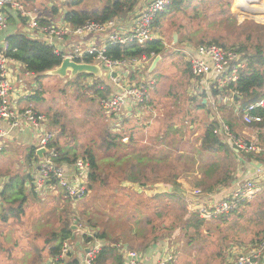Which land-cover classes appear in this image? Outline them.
<instances>
[{
	"label": "rangeland",
	"instance_id": "374dc122",
	"mask_svg": "<svg viewBox=\"0 0 264 264\" xmlns=\"http://www.w3.org/2000/svg\"><path fill=\"white\" fill-rule=\"evenodd\" d=\"M151 1L152 0H142L138 6L148 5ZM208 1L209 0H207V2ZM252 1L254 0H233L230 7V13L235 19L234 24L227 25L226 23H222L220 26L218 21H221V19L225 17V13L220 11L213 12L214 19L210 22L211 25H208L207 22H201L200 26L203 28L200 33L193 37L194 41H189V38L187 37L188 33L186 34V28L190 29L194 26L196 29L198 27L197 24L200 23L199 21L195 22V24H191L186 17L181 14H170L166 18L159 20V25L154 28L155 33L158 37L164 40L166 44V53L163 55L164 57H161L162 62L159 63L155 71H151L153 73L148 71L149 68H145L140 72L137 70H124L122 72L125 74L121 76L122 81L127 83L137 84L140 83L139 81L141 80L149 81L150 79L155 81L154 90L147 93L145 99L150 98L151 95L162 99L156 107L157 115L154 113L157 117L150 115L148 112H145L140 116L143 120L153 118V124L155 121H157V123H155L150 130L147 131L146 138L140 133H138L140 136L134 134L138 139L140 138L139 142L133 146L138 153H141L144 148L151 149L149 151V155L160 152L162 149L168 151L169 148L165 147H173L171 144V142H173L172 139L175 142L174 146L179 147L180 153H185L183 156L185 159L188 158L189 155H193L191 151L198 150L202 141L201 139L204 129L209 122H214L212 118L213 116L215 117V108L212 103L213 101L209 102L208 99L206 100V102H208L206 103L208 106V112H205V110H202L201 112L197 110L199 105L203 103L201 97V80L199 78H194L190 74L188 69V57L185 54V51L195 50L199 46L210 44V42L215 39L224 44L228 50L233 49L241 51V53L245 54L246 57H249V54L252 53L256 47L264 46V20H260L252 16L242 18L238 13L239 2H241V7L244 9L249 6V3ZM71 3L72 1L68 0H37L29 4H24L26 5V8L33 12L34 16H36L40 21L43 17L49 16L46 13L51 12L49 5H52L53 8L57 7L59 10L63 11L62 13L59 12L54 14L53 18H62L64 12H67L70 8L69 5ZM255 3H262V5H264V0H255ZM104 4L105 0H84L79 5V8L86 10L101 8ZM129 14L122 16L126 22L130 21ZM215 23L216 25H214ZM25 24L26 21L15 13L13 15L8 14V29L5 32L0 33V43L6 39L11 32H23L24 29L22 30V28ZM180 26L184 27L183 29L185 30H182V32H185V34L182 33L180 37L178 36V42L175 44L173 35L175 33L178 34ZM202 38L205 40L204 43L199 42ZM101 70L102 76L98 77L93 75L71 77L69 74L67 77L62 78L48 72L47 74L49 75L40 79L44 101L32 106L36 111L46 116L49 125L51 121L50 119L55 115V113L61 115L60 124L66 127V141L70 144L78 145L79 148H82V146H85L92 140H95L97 135L101 132L102 127H112L113 132H118L115 127L114 120L112 118H106L101 109V102L113 94V86L115 85L110 78L106 77V70L103 68H101ZM150 74H152V78L150 77ZM148 76L149 78H147ZM225 98H227L226 101L230 100V103H235L233 102L234 99L232 98V95H228V97ZM147 105L148 103L145 106ZM135 107L137 108L138 105H135ZM186 109L187 113H184ZM171 112L176 113L175 122L178 125V129H180V135H168L166 143H164L166 146L154 144L156 137L162 131L166 132L167 125L165 121L169 120L168 114ZM219 122H221V120L216 123L218 124ZM191 124H193L194 133L192 132L193 130H191L193 128L190 129V127H192ZM125 132H129V130ZM135 133L137 132L135 131ZM150 133L152 136H155V139L149 136ZM219 138L227 147V144H225L227 140L222 136H219ZM127 141L128 140H126V142ZM215 154L216 155L211 154L212 156L206 157V159L208 162H212L214 157L219 156L218 160H220L219 165L221 172L225 170V166H230L232 164L230 157L226 155L225 151ZM177 156L178 155L173 156V160L175 161L174 165L176 170H180L183 169L184 164L183 162L177 161ZM162 173L163 175L161 176L166 175L164 174L165 172ZM155 175H157L156 172L151 173L150 178H153ZM192 175L194 174L184 173L180 175V178L188 179V177H191ZM189 179L194 182V179ZM141 183L142 182L131 183L129 181H125L122 183V187H125L134 193L144 194L151 198L155 195L167 193L171 186L166 183H159V186L157 184H149L144 187ZM116 191L117 193L115 196L111 197L116 198L117 201L116 203L113 202L112 205H118V207L121 208V204L124 200L117 198L119 192L118 190ZM41 193L42 194L35 192L39 200L34 203L32 200L30 201L26 217L22 220L23 222L12 221L10 224L11 228L4 227L2 228L4 233H0L1 236L5 235V248L14 251V255H17L20 258V261H17L15 264H19L22 260L32 257V254L35 255V245L41 248L43 246L47 248L45 240L53 231L57 230L53 228H55V225H60V216L71 219V224L74 226L73 229H76V235H78V237L82 235L83 232L88 236H92L94 233L90 227H85V222L81 219L80 211L86 206L88 197H93L96 194L94 195L93 192H88L87 197L79 200H73V203H70L67 199H65V195L60 189L45 190ZM101 193L106 195V191L104 190H101ZM107 196L110 197V195ZM184 200L186 201L185 197ZM60 201L63 202L60 204ZM130 201L131 202L129 203L134 204L137 200L132 197ZM111 202L108 203L104 201L103 198L101 201H95L96 207H98L102 213L106 212L104 216L96 214V218L109 225L108 228L111 229V237H115V233L118 232V230H121L123 233L122 235L127 237L130 225L134 226V220L137 221L139 218L143 221L148 218L153 219L156 227H161L163 225L162 220L160 218L156 219L155 217V210L153 209L155 205L147 207L143 204L144 209H141L143 210L144 217L141 213L138 214L136 211H131L128 215H134V219L125 215L123 220H119L118 216L115 215V209L117 206H112ZM205 205H213V202L208 201ZM125 206H131L134 208L131 204H125ZM160 208L164 210L165 206L161 204ZM189 208L191 210L188 209L187 206L188 211L193 213L191 211L198 209L199 206L190 205ZM238 210L216 221L213 220L211 222H205L201 231L193 234L194 236L192 238L187 235L185 236L180 230L172 232L171 234L167 233L166 235L164 232H161L158 235V237H160L158 244H169L171 246V254L174 258L176 257L175 264H233L238 255L249 251L252 248V245H254V242L257 241L258 237L264 234V232H262L264 229L263 221H252L251 210H246V215L241 218V213H244L245 211L239 212ZM65 211H68V216H66ZM90 211L94 212V208L91 207ZM111 218L115 220H111ZM41 219L49 222V228L44 230H28V228H26L31 225L35 228L34 225L40 223ZM165 224L168 226L171 222L167 220ZM87 232H90L91 234H87ZM147 235L149 238L148 229ZM32 242L35 244L32 245ZM83 242L84 241H81L82 248H87L85 251L89 252L92 249L91 244L86 246L83 245ZM98 242L103 243L104 241L98 240ZM16 243H20V247L13 249L12 245ZM72 243H70V241L68 242V254L71 253L72 255L78 257L77 254H79L78 252L80 251L74 248ZM146 244L147 239L144 241L142 238H138L135 241H131L130 244L123 243L119 245H124L130 250L138 252L142 257V263L143 255L145 254L143 248ZM126 247L122 248L116 246L118 253L117 256L120 255L119 257L121 258L122 264H125L123 253L124 250L127 249ZM73 252H75V254ZM118 258L111 257L110 264H116L118 262ZM8 263L9 259L7 258V255L4 251L2 253L0 251V264Z\"/></svg>",
	"mask_w": 264,
	"mask_h": 264
},
{
	"label": "trees",
	"instance_id": "16d2710c",
	"mask_svg": "<svg viewBox=\"0 0 264 264\" xmlns=\"http://www.w3.org/2000/svg\"><path fill=\"white\" fill-rule=\"evenodd\" d=\"M35 1L37 0H21L22 3L26 4ZM83 1L84 0L73 1L69 5L70 8L63 15L64 21L69 23L73 28L82 26L86 22L106 23L113 18L125 16L132 13L142 0H105L103 7L87 10L79 8V5ZM232 3L233 0H209L208 2L207 0H172L170 6L157 16L154 26L159 25V20L166 18L170 14H181L186 17L191 24H195L197 21L200 22L197 24L198 27L196 29L194 26L190 29L186 28V34L188 33L187 37L189 38V41H194L193 37L200 33L203 28L200 26L201 22H207L208 25H211L210 22L214 19L213 12L220 11L225 13V17L221 19V21H218L220 26L222 23H226L227 25L234 24L235 19L230 13ZM59 11L60 10L57 7H54L51 12L57 14ZM41 22L46 23L43 19ZM214 25H216V23ZM183 28V26H180L178 30L179 37L182 33L185 34V32H182V30H185ZM199 42L204 43L205 40L202 38ZM5 43L8 46L7 56L21 63L26 71L35 74L36 82L41 87V91H36L33 95L28 96L25 99L26 103L36 105L43 102L44 95L42 93L40 79L45 78L48 72L61 66L64 60L63 55L57 54L54 49L46 43L31 39L24 33L20 32L7 36ZM212 43L228 49L216 39L210 42V44ZM238 52L241 53V51ZM165 53V42L163 40H153L144 46H138L134 43H128L125 46L109 45L106 56L113 61H131L134 59H142L143 57L155 59L157 57H162ZM246 58L248 59L247 67L241 73L239 81L236 84L228 86L223 91L212 89L211 94L214 98L223 95H232L235 102L241 103L242 109L247 107L250 103L264 98V46L256 47L255 50L249 54V57L247 56ZM87 63H92V59H88ZM89 75L90 74H82L78 75V77ZM207 108V105L201 103L197 110H205V112H208ZM256 113L261 112L259 111ZM60 117L61 115L55 113L50 119V125L48 123L49 130L54 132L56 136L49 147L56 149L58 153L56 161L58 164L72 166L80 158L89 163L90 173L87 178L88 192H93L94 195H96L88 197L86 206L80 211L81 219L85 222V227H90L94 232L93 235L88 236L83 233L78 237V235H76L77 231H74V226L71 224V219L60 216V225H55V228H53L57 230L53 231L45 240L48 250L47 253L53 258H56L63 253L64 244L69 241L70 243L73 242L72 245L76 249L77 242L81 243V241H84L83 245L88 246L91 244V246H93L98 240L104 241V246L96 256L94 264H110L111 257L118 258L120 256H117L118 253L116 249V246L119 244H130L131 241H135L138 238H142L144 241L147 239V244L143 248L145 251L159 243L160 237H158V235L161 232H164L166 235L167 233L171 234L177 230H180L185 236L187 235L192 238L194 236L193 234L201 231V228L206 221L201 219L197 212L190 213L188 211L187 204L182 194L172 191L149 198L144 194L134 193L133 191L122 187V183L125 181L131 183L142 182L141 184L144 187L149 184L166 183L172 187H179L180 183L178 180L181 177L180 175L184 173H193L194 175H192L191 178L194 179L195 186L203 191L212 193L218 187L229 184L233 178L234 171L238 168L234 163L236 154L229 148V146L226 147L221 139L215 134V129L218 127V124L216 123L217 121L209 122L204 129L200 147L198 150L191 151L193 155H189V157L185 159L183 157L185 153H180L179 147L174 146L175 142L173 139V142H171L173 147L164 144L166 143L168 135L178 136L181 133L175 122L176 113L171 112L168 114L169 120L165 121L167 125L166 132L162 131L154 141V144H160V146L165 145L169 150L165 151V149H162L160 152H156L152 155H149V151L151 150L149 148H144L141 153H138L133 146L139 142V139L135 137L133 133L123 132L121 126L118 127V132H113L112 127H102L101 132L97 135L95 140H92L87 145L79 148L78 145L70 144L66 141V127L60 124ZM191 126L193 127V124H191ZM191 130H193L192 132L194 133V127ZM126 140L128 141L126 142ZM221 151H225L226 155L230 157V161H232L230 166H225L223 172L220 170L219 156L214 157L212 162H208L206 159V157L216 155L215 153ZM174 155H178L177 161L183 162V169H175V161L173 160ZM37 158V148L31 149L27 156L26 165H32L34 159L37 160ZM154 172H156L157 175L150 178V174ZM162 172H165L164 174L166 175L161 176L163 175ZM0 175L2 176L3 174L1 173ZM9 176V182L5 185L1 193L0 233H4L2 231V228L4 227L11 228L10 224L12 221H22L26 217L28 205L31 200L33 203L39 200L35 194L36 189L32 185L33 177H31V173L16 171L10 173ZM28 184L30 185V188L28 187ZM55 184L56 183L53 181L52 186ZM101 190L106 191V195H103ZM116 190L119 192L117 198L124 200L121 204V208L118 207V205H112L113 202L116 203L117 201L116 198L111 197L115 196L117 193ZM107 195H110V197ZM87 196L88 194L84 197ZM65 197L68 202L73 203V199L67 195H65ZM132 197L137 200V203H129L131 202L130 199ZM102 198L108 203L112 200L111 205L114 207L117 206L115 209V215L118 216L119 220H123L125 215L134 219V215H128L131 211H136L138 214L141 213L144 217L142 210L144 209L143 204L147 207L155 205L153 207L155 210V217L156 219L160 218L163 225L161 227H156L153 219L148 218L143 221L139 218L137 221L134 220V226L130 225L127 237L123 236L121 230L118 229V232L115 233V237H111V229L108 228L109 225L96 218V214L104 216L106 213H102L95 204V201H101ZM63 201H60L59 203L61 204ZM125 204H131L134 208L131 206H125ZM161 204L165 206L164 210L160 208ZM91 207L94 208V212L90 211ZM65 212L66 216H68V211ZM111 220L115 219L111 218ZM167 220L171 222L168 226L165 224ZM48 223L47 220L45 221L44 219H41L40 223L34 225L35 228L32 227V225L26 228H28V230H44L49 228ZM147 229L149 230V238L147 237ZM4 242L5 236L2 238L0 235V251H4L7 256L12 255L13 251L11 249H6ZM34 244L35 243L32 242V245ZM19 247L20 243L12 245L13 249ZM40 249L41 247L35 245L34 251L36 253L35 255L32 254V262H37L38 259H40ZM67 255H69V261L67 264H82L80 258L71 253H67ZM116 264H122L120 257Z\"/></svg>",
	"mask_w": 264,
	"mask_h": 264
},
{
	"label": "built area",
	"instance_id": "2783aa9c",
	"mask_svg": "<svg viewBox=\"0 0 264 264\" xmlns=\"http://www.w3.org/2000/svg\"><path fill=\"white\" fill-rule=\"evenodd\" d=\"M171 2L172 0H152L129 22H126L122 17H117L106 23L86 22L82 26L73 28L65 21L42 23L21 0H0V33L8 29V14L15 13L26 20L27 27L24 34L29 38L51 46L57 54L63 55V59H70L78 64L97 65L105 69L106 77L115 83L114 86L117 90L101 102V109L106 118L114 120L115 127L118 129L121 126L119 116L122 110L131 103L138 106L144 105L147 101L146 94L154 90L155 87V81L151 79L149 81L141 80L137 84L123 82L121 76L125 73L122 71L137 70L140 72L149 68L156 58L143 57L131 61H113L106 56L107 48L109 45L125 46L128 43L144 46L153 40H162L155 33L154 22L157 16L170 6ZM238 6L240 17L252 16L264 20V5L262 3H255L254 0L244 9L241 7V2L238 3ZM7 49L8 46L4 40L0 45V122H6L11 129L29 126L37 132L39 140L37 151L44 149L46 153L36 170L38 175L33 177L36 191L60 189L71 199L79 200L88 194L87 178L90 173V165L83 159H78L72 166L57 163L58 153L56 149L49 147L56 136L49 130L46 116L36 111L31 105L19 107L20 99H23L22 93L29 87L28 81H32L30 84L32 89L27 92V97L36 91H41L40 85L36 82V75L26 71L21 63L8 57ZM185 54L188 57L190 74L194 78L211 83V90L223 91L228 86L236 84L241 73L247 67L248 59L244 54L216 44H206L195 50H186ZM88 59H92V63H87ZM14 77H17V80L13 81ZM16 82L19 84V94L13 98L12 95L17 93L15 91ZM259 111L261 113H256ZM243 113L244 122L247 124L264 122V98L250 103ZM215 134L230 141L239 152L248 154L262 152L258 146L236 136L229 125L222 122L219 123ZM8 136V131L0 130V154L5 151ZM70 169L76 171L74 179L68 176ZM53 181L56 183L54 186H52ZM8 182V178L0 176V200L1 193ZM261 192H264V184L255 179H248L224 198L212 200L213 205L200 204L197 205L199 208L192 212H197L200 218L206 222L216 221L234 213ZM195 194L202 196L200 190L195 191ZM87 234L91 233L87 232ZM117 246L126 247L124 245ZM102 247V244H96L89 252L86 251L83 254L82 264H94ZM127 249L123 253L125 264H141V255L135 250ZM68 250L69 244L66 242L63 253L53 258L51 264H67ZM263 261L264 237L249 251L238 255L233 264H262ZM175 263L176 257L174 258L171 251L158 261V264Z\"/></svg>",
	"mask_w": 264,
	"mask_h": 264
},
{
	"label": "crops",
	"instance_id": "0c3cea01",
	"mask_svg": "<svg viewBox=\"0 0 264 264\" xmlns=\"http://www.w3.org/2000/svg\"><path fill=\"white\" fill-rule=\"evenodd\" d=\"M29 4V3H28ZM51 8V11L53 10L52 5H49ZM147 5H142V6H137L136 9L134 10L133 13H130V20H132L137 14H139L141 11L145 9ZM60 13L63 11L60 10ZM48 17H43V20L46 23H52V22H59L63 21V16L62 18H53V13L52 12H46ZM65 13V12H64ZM13 15V13H9ZM64 15V14H63ZM42 20V19H41ZM25 26L22 28V30L26 28ZM20 32V33H24ZM15 32H11L10 34H13ZM9 34V35H10ZM8 35V36H9ZM4 39V38H3ZM5 40V39H4ZM3 40V41H4ZM3 41L0 43V45L3 43ZM164 41V40H163ZM165 42V41H164ZM155 62V61H154ZM153 62V63H154ZM162 62V58L158 61L156 64V67L154 70H152L153 64L149 67L148 71L151 72L155 71L156 68L158 67L159 63ZM153 73V72H151ZM49 75V74H47ZM152 75V74H151ZM150 75V77H151ZM149 77V76H148ZM152 78V77H151ZM13 81L17 80V77L12 78ZM32 81H28L29 87L27 90L22 93V98L20 99L19 102V107L23 108L25 106H33L34 104H27L26 103V98H27V92L31 91V86L30 84ZM201 84V91H202V102L203 104L206 105V100L209 99L210 101H213L212 103L214 104V110H215V117L213 116V120H221L222 123L229 125L231 128L232 132L236 135L239 136L240 138L246 140L250 144H254L258 146L259 148L262 149V152L260 154L257 153H243L237 151V149L232 145L230 141H226L225 144L229 146V148L236 154V158L234 160L235 165L238 167L234 173H233V178L231 179L229 184L222 185L218 187L215 191L212 193L206 192L201 190L200 188H197L188 177V179H181L179 178L178 182L180 183L179 187H172L170 186L168 192L175 191L179 194H182L183 197L186 198V204L188 206H196L200 204H205L208 201H215L221 198H224L228 193L234 191L239 184L242 182L248 180V179H255L258 180V182L264 184V123L258 124V123H253V124H247L244 122V113L243 111L245 110L242 109L241 103L240 102H235V103H230L226 101L228 95H223L219 97H215L211 94L210 92V85L211 83L209 82H204L203 80L200 81ZM116 87L113 86V91L116 92ZM15 91L17 93L13 94L12 97L15 98L19 93V84L16 82L15 85ZM206 94V95H205ZM21 95V93H20ZM159 97L156 98L154 95L150 96V98L147 99L146 103L144 105H139L137 108L133 103L130 105L126 106L122 112L121 115L119 116L120 122H121V129L123 132L128 131L127 133H133L135 135H138V133L142 134L146 138V133L150 128L157 123V121L154 122L153 124V118H148L146 120H143L140 118L141 115H143L145 112L150 113V115L156 116V107L158 103L161 101ZM148 103L147 106H145ZM201 112V111H200ZM156 115H155V114ZM184 113H187V109L184 111ZM148 115V116H150ZM198 115V114H197ZM147 117V116H146ZM157 117V116H156ZM220 123V122H219ZM218 123V125H219ZM193 128V127H191ZM0 130L8 131L9 136L7 137L6 140V148L5 151L0 154V172L3 174L4 178L10 179L9 174L16 172V171H21L23 173H31V177H35L38 175L37 173V168L39 167L41 163V159L37 158V160L34 159L32 165H26V160L27 156L30 152L31 149L38 148V134L37 132L32 129L29 126H24L21 128H14L11 129L10 126L6 122H0ZM135 131L137 133H135ZM149 135V134H148ZM140 136V135H138ZM151 138L155 139V136L150 133L149 135ZM137 137V136H135ZM140 140V138H139ZM166 148V147H165ZM3 159V161H2ZM32 169V170H31ZM74 169L68 170V176L71 177V179H74L76 173ZM0 173V174H1ZM1 176V175H0ZM77 178V177H76ZM200 178V176H199ZM192 179V178H191ZM33 183V182H32ZM33 185V184H32ZM158 186L160 184H157ZM34 186V185H33ZM28 187L30 185L28 184ZM36 189V188H35ZM200 190L202 193V196H196L195 191ZM36 193H40L36 191ZM190 203V204H189ZM253 209V210H252ZM191 210V209H190ZM248 210H251V220L252 221H263L264 224V192H261L257 194V196L247 202L245 205H242L241 208L238 210L239 212H244L241 213L243 216L246 215V212ZM192 212V211H191ZM76 231V229H74ZM264 232V229L262 230ZM5 235H2V238ZM264 237V234L258 237L257 241L254 242V245H256L261 238ZM96 244H102L104 243H99L96 242L93 244L95 246ZM77 249L79 254L78 258L83 259V254L86 252L85 250L87 248L83 247L80 242H77L76 244ZM253 246V245H252ZM85 248V249H84ZM47 248L43 246L40 249V259H38L37 262H32L33 258L29 257L21 261L19 264H25V263H32V264H51L53 257H50L47 253ZM171 251V246L169 244H164V245H154L153 247L148 248L145 250V254L143 255V261L141 264H158V261L164 257L168 252ZM2 253V252H1ZM75 254V252H73ZM13 254L11 256H7L9 259L8 264H15L17 261H20L19 257L17 255ZM77 257V256H76ZM22 258V257H21ZM69 258H67L68 262ZM27 261V262H26ZM264 264V261L263 263Z\"/></svg>",
	"mask_w": 264,
	"mask_h": 264
},
{
	"label": "water",
	"instance_id": "95a60500",
	"mask_svg": "<svg viewBox=\"0 0 264 264\" xmlns=\"http://www.w3.org/2000/svg\"><path fill=\"white\" fill-rule=\"evenodd\" d=\"M173 39L174 43L176 44L178 42V34L175 33L173 35ZM160 58L161 57H157L155 59L152 70H154ZM49 73L55 76H60L62 78L67 77L69 74L71 75V77H76L82 74H90L96 77L102 76V70L99 66L91 64H78L76 62L71 61L70 59H64L60 67ZM45 153L46 150L44 149L38 150L37 157L42 160L44 158Z\"/></svg>",
	"mask_w": 264,
	"mask_h": 264
}]
</instances>
